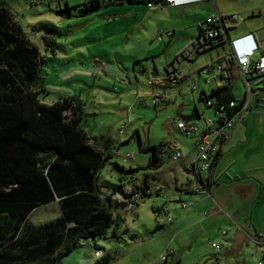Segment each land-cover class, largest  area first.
I'll return each mask as SVG.
<instances>
[{
    "label": "rangeland",
    "instance_id": "obj_1",
    "mask_svg": "<svg viewBox=\"0 0 264 264\" xmlns=\"http://www.w3.org/2000/svg\"><path fill=\"white\" fill-rule=\"evenodd\" d=\"M83 1L6 0L13 20L42 50L41 36L33 34L32 27L44 24L57 29L60 48L56 55L48 54L42 71L50 91L47 99L52 102L61 96H81L85 103L83 128L92 136L107 138L115 154L101 169L99 180L113 189L120 178L128 186L148 178L152 194L134 209L117 204L114 211L123 218L118 233L97 242L82 240L62 264H94L99 258L96 250L103 248L104 254L110 253L113 264H161L158 262L163 256H167V264H264V243L258 242L259 238L264 240V81L259 79L255 84L252 78V109L245 112L244 122H238L254 137L248 144V156L241 158L252 169L250 177L239 182H218L207 196L209 201L189 196L181 190L196 182L189 162L196 160L198 152L194 149L195 138L185 136L177 124L196 114V108L201 113L199 125L217 120L214 109L200 99L201 90L209 93L217 82L213 73L199 75L197 70L216 63L228 52L227 46L199 38L198 27L202 23L206 27L207 11L198 7L154 3L151 9L146 1L124 2L81 16L76 6ZM228 2L234 7L261 8L264 13V0ZM239 13V17H245L238 24L242 26L250 14ZM260 20L264 24V15ZM168 30L174 32L173 37L159 40V32ZM176 68L196 76L181 87L168 86L166 98L155 105L149 83L165 86L166 78ZM232 84L237 99L244 100V81L236 77ZM141 142L145 146L177 144L183 157L174 159L175 151L166 147L161 168L142 169L152 151L141 149ZM130 153L133 158H128ZM121 166L139 170L127 172ZM194 200L198 202L194 204ZM190 202L194 207L183 209L182 205ZM208 202L218 203L223 213L213 214ZM159 208L162 210L156 212ZM59 212V204L54 202L38 208L31 219L44 223ZM191 221L199 224L188 227ZM213 243L221 249L217 251ZM169 249L175 254H168Z\"/></svg>",
    "mask_w": 264,
    "mask_h": 264
},
{
    "label": "trees",
    "instance_id": "obj_2",
    "mask_svg": "<svg viewBox=\"0 0 264 264\" xmlns=\"http://www.w3.org/2000/svg\"><path fill=\"white\" fill-rule=\"evenodd\" d=\"M139 1L159 0H84L76 7L87 16L105 5ZM199 30L203 35V25ZM57 32L53 25L32 27V33L41 36L42 50L13 20L6 0H0V264H62L82 240L97 242L118 233L123 218L114 211L117 204L127 206L131 194L139 193L144 200L152 193L148 178L130 186L120 178L113 189L99 180L101 169L115 154L107 138L83 128L85 103L80 95L42 101L41 95L48 93L42 71L48 54L56 55L60 48ZM233 82L229 78L209 93L202 91L200 99L211 100L214 111L228 105L226 112L233 116L241 107H230L240 102ZM196 111L183 119L201 118ZM166 147L171 148L141 142V149L152 151L142 169L161 168ZM222 155L221 151L215 157L212 171ZM56 199L58 217L39 225L30 221L33 211ZM94 264H113L110 253Z\"/></svg>",
    "mask_w": 264,
    "mask_h": 264
},
{
    "label": "built area",
    "instance_id": "obj_3",
    "mask_svg": "<svg viewBox=\"0 0 264 264\" xmlns=\"http://www.w3.org/2000/svg\"><path fill=\"white\" fill-rule=\"evenodd\" d=\"M169 6H175L178 3V0H166ZM160 0L158 1V3ZM155 2L147 3L148 7L154 8ZM228 19L236 22L239 20V16L234 14L229 18H224L220 15L209 18L206 20L204 27L203 35L201 39L206 41H215L218 38L226 39L228 38L226 22ZM173 32L161 31L158 34V39L162 40L164 37H172ZM231 47L229 53L220 57L216 63L208 64L204 67H201L197 70L199 75H208L213 73V79L218 82L225 83L229 78L235 81V78H241L246 90V98L243 101L231 102L230 107L233 108L237 105H240V109L230 116L226 112L228 105H223L218 109H215V112L218 116L217 120H205L202 125L197 123L195 119H181L177 128L181 130L185 136L190 138H195V149L197 150V159L193 166V173L196 176V179L203 181L202 174L210 173L213 168V161L219 152L222 151L226 140L229 137L231 128L241 119L242 115L250 110V99L252 96V91L255 84L258 83L259 79L264 81V54L257 57L258 44L253 35L247 36L244 39L235 40L230 42ZM196 76V73L191 75ZM190 74L183 70L179 69L173 72L166 78V85L155 81L149 83L153 87L154 99L153 103L156 105L158 102L162 101V98H166V89L168 86H181L183 82L191 78ZM210 78V77H209ZM252 78H255L252 81ZM195 79V78H194ZM197 86L195 85V88ZM193 88V89H195ZM207 106H213L211 100L206 101ZM173 151H175L174 159H180L183 157V152L179 149L177 144L170 145ZM128 158H133L132 154H128ZM106 195H109L108 188L103 189ZM206 194H209L207 189L204 190ZM152 194V193H151ZM142 202L141 195L139 193L131 194L129 202L127 204L128 209H134L137 205ZM191 203V204H190ZM189 204L184 203L182 206L186 209L193 207V203ZM258 242L264 243V240L258 239ZM217 251L221 249V246L213 243L212 245ZM100 254H104L103 250H96V256L100 257ZM168 254H173V251L168 250ZM167 261V256H163L158 263H164ZM263 264V262H260Z\"/></svg>",
    "mask_w": 264,
    "mask_h": 264
},
{
    "label": "crops",
    "instance_id": "obj_4",
    "mask_svg": "<svg viewBox=\"0 0 264 264\" xmlns=\"http://www.w3.org/2000/svg\"><path fill=\"white\" fill-rule=\"evenodd\" d=\"M155 3L158 4V1ZM226 3H227V6H226ZM190 5L192 7H196V8L198 7L201 10H206L207 11V14H206L207 19L206 20H208L209 18L215 17L214 15H216V16L220 15L224 18H229L230 16H232L234 14L239 16V14H240L239 12L246 13L247 15L250 14V16H248L247 23L242 25V26H240V25L238 26V24H240L241 21L244 22L245 17L244 18L239 17V20L236 22L228 19V21L226 22V27L228 28V30H227L228 38L225 39V42H223L222 47L227 46L226 51H228L227 53H229V50L231 47V44H230L231 41H235V40L237 41L240 39H244L247 36L253 35L255 37L257 44H258L257 57L264 54V24H262V22L260 20L264 15L263 9H261V8L260 9L259 8L247 9L246 7H243V6L234 7V6L229 5L228 0H178V3H177V5H175V7H188ZM148 8H150V7H148ZM154 8H155V6H154ZM151 9H153V8H151ZM241 18H242V20H241ZM259 22H261V24ZM203 24L204 23H202L201 25H203ZM201 25H199L198 29H200ZM233 28H235V29H233ZM199 31H198V36H199ZM173 34H174V32H173ZM172 37H173V35H172ZM199 38L201 39L202 37L199 36ZM170 39H171V37H170ZM202 44L203 43H201V45ZM195 49H197L196 46H195ZM194 52H196V50H194ZM193 54H194L193 52H192V54H189L190 55L189 58H192ZM176 70H178V68H176ZM188 81L189 80H186L185 82H183L181 84V86L184 85L185 83H187ZM222 84H223L222 82L218 81L216 86H221ZM46 90L48 93H44L45 95H43L42 101L46 102V103L55 102V101H52V102L48 101L47 97L50 94V91H49V89H47V86H46ZM202 91H205V90L202 89L201 92ZM167 93H168V90L166 89V95H167ZM198 112H199V109H198ZM194 114L195 113H192L191 115H194ZM244 118H245V116L243 117V119H240V121L241 120L243 121ZM238 122L235 124L233 130L230 132L229 137H228L227 141L225 142L224 147L222 149L223 155H222L219 163L213 169V171H211L210 173H203L202 174V178H203L202 182L199 181L198 179H196V176L194 175V178L196 179L195 184L194 185L188 184L186 187H184L181 190L183 193L189 194V196L190 195L197 196V197L199 196V197H201L202 200H204V199L208 200L207 196H211V190L213 189V186L216 185L218 182H221V183H228V182H232V181L239 182L242 179H246V178L250 177L248 172H250L252 169H249L250 167L246 166L245 161L241 162V158L244 154L248 156V154H249L248 151H250V148H248V144L251 142V140H254V137L252 136V133L250 132L249 128H246L245 132H244V128L242 126H238V125H240V123H238ZM245 127H246V125H245ZM256 137H258V135ZM194 149H195V147H194ZM196 159H197V157H196ZM195 162H196V160L194 158L192 160H190V162H189L190 163V165H189L190 170L189 171H191L192 173H193V166H194ZM205 189H207L209 191V194L205 193V191H204ZM256 190H257V188H256ZM262 193H263V190L260 191V197L262 196L261 195ZM180 200L182 201L183 199L180 198ZM54 202H57V204H58L59 200L56 199V200L52 201L51 203H54ZM193 202H194V204H196L198 202V200H194ZM51 203H49V204H51ZM49 204H46V205H49ZM194 204H193V207H194ZM42 206H44V205H42ZM193 207H191V208H193ZM207 207H209L210 209H213V214L221 215L220 213H223V209L218 205V203L214 202V204H213L212 202H210L207 205ZM38 208H40V207H38ZM163 209H165V208H163ZM183 209H186V208L183 207ZM35 211H33V213ZM32 214L29 217L30 221H32V219H31ZM59 215H60V212H59L58 216ZM46 222H48V221H46ZM33 223L36 225L43 224L42 221L39 223H35V222H33ZM197 224H199L198 221H191V223H189L188 227H193ZM231 224H233V222H231ZM182 228H185V227H182ZM244 230H247V227H244ZM178 233L180 234L181 231H179ZM257 236H255L254 238L255 239L258 238ZM85 241H88V240H85ZM103 251H104V248H103ZM173 254H175V253L173 252Z\"/></svg>",
    "mask_w": 264,
    "mask_h": 264
},
{
    "label": "water",
    "instance_id": "obj_5",
    "mask_svg": "<svg viewBox=\"0 0 264 264\" xmlns=\"http://www.w3.org/2000/svg\"><path fill=\"white\" fill-rule=\"evenodd\" d=\"M160 4H161V6H163V7H166V6H168V3H167V1L166 0H160V2H159Z\"/></svg>",
    "mask_w": 264,
    "mask_h": 264
}]
</instances>
